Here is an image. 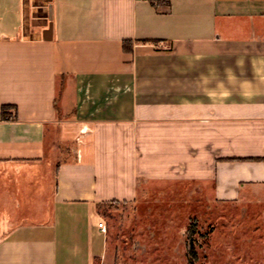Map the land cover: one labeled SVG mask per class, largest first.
Listing matches in <instances>:
<instances>
[{
  "label": "crops",
  "instance_id": "obj_1",
  "mask_svg": "<svg viewBox=\"0 0 264 264\" xmlns=\"http://www.w3.org/2000/svg\"><path fill=\"white\" fill-rule=\"evenodd\" d=\"M35 8L0 0V264L102 263L148 181L264 185V0Z\"/></svg>",
  "mask_w": 264,
  "mask_h": 264
},
{
  "label": "rangeland",
  "instance_id": "obj_2",
  "mask_svg": "<svg viewBox=\"0 0 264 264\" xmlns=\"http://www.w3.org/2000/svg\"><path fill=\"white\" fill-rule=\"evenodd\" d=\"M40 1L27 0L29 18ZM98 210L108 245L96 264H264V185L221 202L202 180L148 181Z\"/></svg>",
  "mask_w": 264,
  "mask_h": 264
},
{
  "label": "trees",
  "instance_id": "obj_3",
  "mask_svg": "<svg viewBox=\"0 0 264 264\" xmlns=\"http://www.w3.org/2000/svg\"><path fill=\"white\" fill-rule=\"evenodd\" d=\"M7 109H8V106H3V108H2V116L4 119L10 118V115H8V113H7Z\"/></svg>",
  "mask_w": 264,
  "mask_h": 264
},
{
  "label": "water",
  "instance_id": "obj_4",
  "mask_svg": "<svg viewBox=\"0 0 264 264\" xmlns=\"http://www.w3.org/2000/svg\"><path fill=\"white\" fill-rule=\"evenodd\" d=\"M51 31H52V24H50V26H49L48 29H46L45 34H44V37L45 38H48V34L47 33H51Z\"/></svg>",
  "mask_w": 264,
  "mask_h": 264
},
{
  "label": "built area",
  "instance_id": "obj_5",
  "mask_svg": "<svg viewBox=\"0 0 264 264\" xmlns=\"http://www.w3.org/2000/svg\"><path fill=\"white\" fill-rule=\"evenodd\" d=\"M103 230H105V228H103Z\"/></svg>",
  "mask_w": 264,
  "mask_h": 264
}]
</instances>
